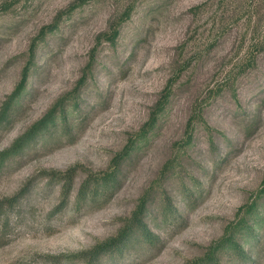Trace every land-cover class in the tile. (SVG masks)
<instances>
[{"label":"rangeland","instance_id":"rangeland-1","mask_svg":"<svg viewBox=\"0 0 264 264\" xmlns=\"http://www.w3.org/2000/svg\"><path fill=\"white\" fill-rule=\"evenodd\" d=\"M77 4L0 0V264H264V0Z\"/></svg>","mask_w":264,"mask_h":264},{"label":"trees","instance_id":"trees-1","mask_svg":"<svg viewBox=\"0 0 264 264\" xmlns=\"http://www.w3.org/2000/svg\"><path fill=\"white\" fill-rule=\"evenodd\" d=\"M85 1H87V0H80V4H77L76 6H74L72 8V10L77 8L79 5L85 3ZM127 15H129V13H127L126 16ZM55 27L56 26L54 25L51 28H55ZM118 33H119L118 29H114L113 32L111 33V36L109 37L110 40H114L118 36ZM43 34H45V31H44V33H42V35ZM250 60H252V59H250ZM29 62L31 63V60ZM249 64L251 65L252 63L250 62ZM28 70H29V63L27 64V67L25 70V75L23 77V80L21 81V84L19 85V87L15 90V92L12 95V100L21 95V93L23 91V87H24V85L27 81V78H28ZM164 105H165V101L160 103L158 109H156L154 111L153 115L151 116L150 121H148L146 123V125L142 128V132H143L142 134L146 133L148 130H150L151 128L156 126L158 114L163 110ZM3 118H4L3 116H0V122L3 120ZM49 118H50V116H48L47 118L40 119L30 131H28L23 136H21L19 139H17L11 148L4 151L2 153V156L6 157L10 154H15L18 151H20L22 149V146L25 144V142H27L28 140L33 138L34 131H38L40 128L44 127L46 125V123L49 121ZM130 147H131V143L126 147L125 153H127L129 151ZM123 154L124 153H122L121 156ZM109 177L110 176H108V178ZM69 189L70 188L68 187L67 192ZM89 192H91L89 184L83 185L81 190H80V194L85 195ZM64 194L66 197L67 193L64 192ZM254 206H255V203H252L251 205H249L247 210H250V213L253 212ZM144 208L142 209L143 211H144ZM143 219H144V214L140 213L138 216H136V218L130 224H128V226L126 227V230L121 231L120 235L117 238H115V237L111 238L110 240L106 241L105 243L93 248L92 250L88 251L87 253H84V257H82V258L85 261V264H100L101 260L103 258H105L106 256H108L111 252H116V251L122 252L124 249L129 247L130 243H134L137 241L136 240L137 239V233L142 235V236H145L146 241H153V242L156 241V239L152 240L153 235L150 233V230L147 227V223H145V221ZM244 222H245V218L241 220V222L239 223V226L244 228L246 226V224ZM248 235L251 236V235H253V233L248 230Z\"/></svg>","mask_w":264,"mask_h":264}]
</instances>
